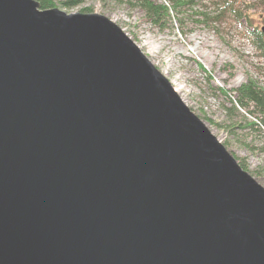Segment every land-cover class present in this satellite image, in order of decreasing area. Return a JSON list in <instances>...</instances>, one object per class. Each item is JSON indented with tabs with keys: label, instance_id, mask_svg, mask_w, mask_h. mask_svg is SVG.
<instances>
[{
	"label": "water",
	"instance_id": "95a60500",
	"mask_svg": "<svg viewBox=\"0 0 264 264\" xmlns=\"http://www.w3.org/2000/svg\"><path fill=\"white\" fill-rule=\"evenodd\" d=\"M0 264H264V187L113 21L0 0Z\"/></svg>",
	"mask_w": 264,
	"mask_h": 264
},
{
	"label": "rangeland",
	"instance_id": "374dc122",
	"mask_svg": "<svg viewBox=\"0 0 264 264\" xmlns=\"http://www.w3.org/2000/svg\"><path fill=\"white\" fill-rule=\"evenodd\" d=\"M64 1L74 0H53L52 8L66 14H101L121 28L174 90L179 89L175 91L185 105L264 187V175L257 174L264 169V130L249 127L256 117L234 108L227 96L247 79L264 88V56L253 44L245 20L228 18L206 25L193 21L198 17L188 16L192 14L188 11L179 16L180 22L161 30L148 21L135 0H77L71 7L63 6ZM210 1L199 0L192 11L209 12L202 5L209 7ZM236 1L242 8L249 5L252 24L260 29L264 25V0Z\"/></svg>",
	"mask_w": 264,
	"mask_h": 264
},
{
	"label": "trees",
	"instance_id": "16d2710c",
	"mask_svg": "<svg viewBox=\"0 0 264 264\" xmlns=\"http://www.w3.org/2000/svg\"><path fill=\"white\" fill-rule=\"evenodd\" d=\"M36 1L40 4L41 9H49L54 5L53 0ZM79 1H64L61 2V4L65 7H71ZM198 1L199 0H135V4L142 10L148 21L161 30L168 28L174 21H179V16L188 13V11L192 12V14L188 16L194 15L198 17L197 20L193 21L206 25L220 24L225 22L228 18L234 21L245 20L246 24L251 28L248 34L253 44L260 51V54L264 56V39L260 30L252 24L251 16L248 15L247 12L249 8L248 4H243L242 8L238 5L236 0H211L209 4L212 9H210V6L202 5L204 9L209 8V12H193V8L198 6ZM177 29L181 30V25H179ZM181 33L183 32L181 31ZM227 96L234 108L242 109L248 114L256 117L254 121L249 123V127L256 128L257 130H264L263 87L259 86L254 80L247 79L232 92H228ZM238 163L244 169L243 162L239 161ZM261 172L258 171L257 174H259V176L262 174L264 175V169H262ZM261 178L264 180V176Z\"/></svg>",
	"mask_w": 264,
	"mask_h": 264
},
{
	"label": "bare ground",
	"instance_id": "6f19581e",
	"mask_svg": "<svg viewBox=\"0 0 264 264\" xmlns=\"http://www.w3.org/2000/svg\"><path fill=\"white\" fill-rule=\"evenodd\" d=\"M154 53H155V52H154ZM152 55H155V54H153V53H152ZM175 90H176V91H179V89H178V88H175Z\"/></svg>",
	"mask_w": 264,
	"mask_h": 264
}]
</instances>
